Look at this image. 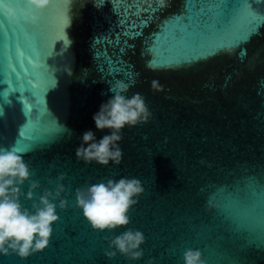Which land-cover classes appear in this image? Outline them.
<instances>
[{
    "label": "water",
    "instance_id": "1",
    "mask_svg": "<svg viewBox=\"0 0 264 264\" xmlns=\"http://www.w3.org/2000/svg\"><path fill=\"white\" fill-rule=\"evenodd\" d=\"M187 8L188 0H50L43 19L21 18L27 31L0 50V148L25 145L37 195L64 174L68 206L57 208L45 249L0 255V264H129L104 255L105 238L124 228L94 230L75 207L77 188L119 176L145 189L129 225L145 235L144 256L131 264H183L186 248L205 264H264V19L231 46L252 16H264V0ZM116 79L135 80L128 95H143L152 117L124 129L119 166L78 161L84 131L108 132L92 115Z\"/></svg>",
    "mask_w": 264,
    "mask_h": 264
},
{
    "label": "clouds",
    "instance_id": "2",
    "mask_svg": "<svg viewBox=\"0 0 264 264\" xmlns=\"http://www.w3.org/2000/svg\"><path fill=\"white\" fill-rule=\"evenodd\" d=\"M24 2L30 7L18 10L16 0H0V15L12 24L20 23L21 18L36 23L40 20L39 14L50 4V0ZM134 84V79L112 81L109 88L112 95L92 115L95 129H107L108 132L97 138L92 129L84 131L75 149L78 161L101 166L121 164L123 149L120 142L124 129L146 124L152 117L143 95H128ZM152 87L160 90L155 81ZM31 176L32 170L21 153L13 148H0V255L14 253L26 258L45 249L52 235V225L59 219L57 208L63 210L68 206L66 187L62 183L64 174L56 177L55 181L49 180L50 184L55 183L54 189L43 188L39 195V181L32 180ZM26 182L27 192L23 190ZM144 190L141 180L134 176L109 177L75 190V207L82 211L94 230L114 233L118 228H124L118 235L105 238L108 249L104 255L109 259L119 254L131 264L143 258L141 246L146 242L145 235L129 225L130 211ZM22 200L30 201V207H26ZM208 206L213 207L211 199ZM154 262V258H149L148 264ZM183 264H205V261L199 249L186 248Z\"/></svg>",
    "mask_w": 264,
    "mask_h": 264
},
{
    "label": "snow or ice",
    "instance_id": "3",
    "mask_svg": "<svg viewBox=\"0 0 264 264\" xmlns=\"http://www.w3.org/2000/svg\"><path fill=\"white\" fill-rule=\"evenodd\" d=\"M22 0H16L17 7L20 6ZM163 0H161V3ZM197 2V0H188V8L186 11L190 13V10L192 11L193 5ZM242 3L247 5V0H242ZM40 19H43L44 15L42 13L39 14ZM177 18H184L187 19L188 17H176ZM264 19V16L262 17H255L252 16L250 18V24L251 26L245 29L244 31L240 32L239 34L234 33L232 35V45L235 46L236 44H239L241 41H246L251 37V35L254 34L253 28L255 25L256 19ZM168 26L167 24L165 27ZM27 28L22 26L21 23L12 24L10 23L3 15H0V50H4L6 47H15L14 40L15 38L22 32H26ZM23 135V133H21ZM21 142H17L16 146L13 148L14 151H17L19 153H23L25 151V145L24 147H20ZM23 145V144H22Z\"/></svg>",
    "mask_w": 264,
    "mask_h": 264
}]
</instances>
